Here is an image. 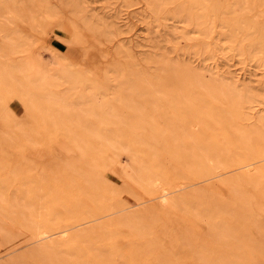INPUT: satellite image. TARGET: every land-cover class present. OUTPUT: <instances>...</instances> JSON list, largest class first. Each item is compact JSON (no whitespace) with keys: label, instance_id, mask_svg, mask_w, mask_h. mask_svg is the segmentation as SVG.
<instances>
[{"label":"bare ground","instance_id":"bare-ground-1","mask_svg":"<svg viewBox=\"0 0 264 264\" xmlns=\"http://www.w3.org/2000/svg\"><path fill=\"white\" fill-rule=\"evenodd\" d=\"M170 1L171 0H147L146 5L149 10L154 12L156 9L158 10L159 8L166 6V3H169ZM207 1L209 0L193 1L194 4H196V6L200 8L198 13L191 12L189 6L181 9V6L179 7V5H177V7L170 14L173 17L180 19L182 17L181 11H184L186 16L188 17L187 20L190 21V23H195V26L197 27L203 24L202 18L204 17V13L202 9L204 8L203 5ZM253 1L254 0H232L231 4L229 3L227 4V6L224 9V13H226L228 19L232 22L230 23L231 32L229 34L223 35L224 39H229L232 41L235 40L239 32L242 31L241 28H243V25H245V28L248 30L256 31L255 29L256 25L254 24L253 21L249 19L238 21L239 16H244L247 13L251 12L250 11L251 9L255 8L253 6ZM84 4H85L84 0H59L60 7L71 8L74 19L81 20L82 27L85 30H87L86 33L90 32L92 35L94 34L93 36H96L95 38L99 40V42L102 38L101 36L107 37V35L111 36V35H117L119 33L120 26H116L115 23L114 26L112 23H106V25H108L112 30L111 31L109 30L110 32L105 31L104 33H101L103 30L97 29V24L95 23L96 18L89 15L88 13L89 9H87V6H85ZM56 6L58 5L55 4L54 7L52 8L50 3L44 0L43 1L19 0V2L6 0L5 2L3 1L0 4V72H1L0 76L2 78H3L2 74L3 75L6 74L7 76H9V78H11L10 83H12L14 80L13 85L16 84V87L20 89V92H17L18 91L17 89H15V91L17 90L16 95L18 97V101L21 100L20 101L21 104L25 101L27 103V101L29 100L28 102L32 103V105H34L33 107L35 106L37 107V108L35 107V109L38 111V113L41 112V116L37 114L40 116V118L38 116V121L39 123L41 122L40 124H43L42 126L44 128H46L45 124L47 123L46 121H48V123L51 122L53 125L54 123L55 124L59 123V126L62 128L61 132L66 129V131L64 132H66V135L70 136V137L68 136L67 141L68 142L69 140L71 141L69 144L74 143V147L76 146L77 148H79L80 153L83 148L81 143H83V145L85 146L86 144L88 145V142L90 141L89 146H91V144L94 141L98 142L97 147L100 148V150L97 151L99 152V154H96L98 155L96 156L98 160H93V161L90 160L94 162V163L89 162L92 163L91 166L90 164H88L89 167L86 165L87 168H82V165L84 166V162L86 161L85 159L86 156L84 157L82 155H80L79 158L84 157L83 160L84 159L85 160L82 163L81 167H77V166L81 164L82 160L79 163L80 160L77 158L76 159L78 161L75 158L73 161V159L69 157L67 160L64 159L63 162H65L64 165L66 168H64L61 160H59V162H61L59 164L62 165L60 170L58 169V166H56L55 162L53 163L52 168L57 169V170L55 169V171L57 174L60 175V179L59 177L57 178V174L54 173L55 171L53 172L52 168L48 166L51 169V171L54 173L52 174L51 171H47L48 173L50 172L52 176H54V179L53 177L50 176L51 181L52 179L53 181H55V179H59L61 180V183H62V179H64V181L65 180L69 181V178H67V176L71 175V177L69 176L70 177L69 183L70 186L72 185V188H73L72 183H74V180L82 181L86 185L84 186V189L88 187L87 189L88 191L89 190L91 191V188L95 186L100 189L101 187L99 186L103 185L106 188L101 192V198L99 194L96 195V197H94L95 194L93 196L92 192H88L90 194V197L91 196L93 197V199L92 197L90 199L92 201H89L93 208L92 211H88L81 204H76L75 206L70 204V206H66V207L63 205L65 208L61 210L60 213L61 215L59 216V213H57V211L55 213V208L53 207L56 204L60 203L61 197L63 198V201H66L64 191L61 194L60 198L57 197L59 199L58 200L59 202H57V198L55 196L56 194L54 193L55 194L54 195L52 193L54 192V190L52 191L51 187H49V189L47 190L44 189L43 191L42 188L44 187L42 186L36 187L35 185H32L33 182L31 181L30 183L32 187L30 184L24 187V185H27V183L26 184L23 183L24 185L22 186L24 188H28L30 190L29 191L30 194L32 191L38 190L39 188L40 191L42 190L44 193H47L46 191L48 190L52 191V192L48 191V193L50 194V196L51 194L55 196L56 200L51 196L53 198L52 199L53 202L51 199H49L50 197H47L46 199V195L44 196V194L43 196H40L42 193L37 194L38 198L40 196L39 199H42L43 197V200L41 201L37 199L36 196L34 198V196L32 195L33 199L35 200L37 199L41 203L47 200V204H49L48 201L50 202L51 200L52 203H50L49 205H47L46 202L45 203L43 202L44 205L45 204L47 205L44 206L43 204L34 202L35 200H33L32 197L31 198L29 197L31 196L29 193H27L29 194L27 196L28 200H26L27 203L23 202L22 200L25 201L24 198L26 197L24 195L26 194L24 192L26 189L24 190L23 187H21L20 183H19L20 185L18 184V187H15L18 188L17 191L19 192L16 193L15 192L16 190H14L15 192L14 195L13 192H11L12 194L11 198L9 196L8 201H6L7 198H5L4 191H6L8 187L4 186L6 189L3 190L4 189L3 188L2 192L0 191V194L1 193L4 194V197H1L2 194L0 195V200L1 202L3 201L2 203H0V205L3 204L5 201L6 204L5 203L4 204L7 206H5L6 210L5 207L3 208L4 209L3 211H2V206L0 207L1 208L0 211H2V214L0 212L1 214L0 235L1 236L3 235L2 237L3 238L5 237L7 240L12 238L10 234H8L6 228L4 227V224L9 223L10 220L11 223L12 222L14 223V219H12L13 216H18L20 217L19 221L20 222L22 221L20 226L18 224V227H21L20 228L21 236L25 234L24 236L26 240L24 241L25 245H21L20 247H16V244L9 245L8 250L6 248V252L2 255L0 254L1 255L0 264H28L27 255L29 256V258L31 257L36 262V264H71L72 262L75 261V259H77V261L78 259H80V256L78 255L79 251L77 253L74 250L76 249V247L80 242L84 244V241L87 243L85 244L87 247L88 242L86 240L89 239L91 233L99 232L97 234L95 233L96 234L95 237L98 236L101 238V240L108 241L111 240L110 239L111 237H109L111 233L117 228L116 230L118 229L125 230L127 232L126 234H128L127 237L131 236L133 238V237L142 236L146 238L145 235L143 236V232H145L144 230H146V228L145 229L140 228V224H143L141 220L144 219L142 218L143 215L147 214L148 216L147 215H146L147 217L145 216V219H147L150 213L152 216L157 215V212L162 213L163 215L166 211L171 209L183 211L185 213L191 214V216L194 215L192 217H197V219L199 220L202 219L203 221L206 222V226H207V231L205 230L206 236L204 235L205 234L204 231L203 232L204 234L201 236L202 239L198 237L196 234H193V236L191 237L192 233L190 234L188 233L191 238L187 237L189 235L186 236V233L179 234L180 246L181 244L183 245L185 244L183 243V240H185L186 237H187L186 239L187 242H189L188 238H190V240L195 239L194 241H196V239L199 238V240L203 242L202 246L204 247V249L200 250L202 252L198 251L199 249L197 250L196 247L194 253H191L194 260L198 261L200 259L199 263L201 264H209L210 261L207 260L209 259V257L206 256L207 255L212 256L211 254L216 253V250H214L215 248L213 249L214 251H212L213 247L211 248V250L205 247L206 245H210V243L211 244L216 243L217 245L221 244L220 245L221 247L222 246L224 247L225 246L224 243H226L228 247L230 245L233 246V248L236 247L235 248L236 250L241 249V246L239 245V243H237L238 242L237 238H239V236L244 240L246 236L247 239L245 241H249L251 243L254 237L251 236L250 233L251 231L249 232L246 230L245 228L246 222L252 223L253 231H255L256 234L258 235L257 239L260 238L259 239V243L261 242L260 247L264 246V216L263 214H261L262 213L261 209L262 206L264 205L263 204L264 190H262L259 193L257 200H255V204L252 203L253 199H255L254 191L260 190V188L264 185V92L260 94L256 93V89H258L260 85V79H255L254 77H256V75L249 70L247 72H241L240 74L231 70L232 72L227 71L226 73L211 72L207 80H205L202 75V69L204 68L200 69L197 65H193L191 63L177 64L172 59H169L166 56L159 58V54L156 52L150 54L144 60L146 65L150 67L153 66L154 69L157 68V71L159 72L156 79H151L150 81V79H147L148 77L146 76V72H142L140 69L139 71H137V68L134 65H138V61L134 62L130 60L132 59L131 54L129 53L128 48L125 47L123 43L121 44V42L114 48L115 52L113 55V59L105 66V68L103 67L100 72L94 73L92 72V67H96V66H93L90 63L88 69L82 67L80 62L77 63L73 62L63 52L59 51L55 47L53 48L49 46L44 42L42 34H43L45 22L59 20L58 18L59 15L57 16L58 19H56V15L59 12V10H56L57 9ZM233 6L238 7V8L236 7L238 9L237 13L234 12ZM53 12L55 14H53ZM35 14L36 16L33 17V15ZM20 19L26 23L27 29L21 31L16 29L17 27L16 22ZM15 20L16 22L14 26L12 22H14ZM208 28H209L208 26H205L204 30L206 31V33H209ZM75 30L74 33H72L74 34L73 35L74 38L71 39L74 44H76L77 46H79V48L82 49L83 51L82 58L84 59L87 57L88 54L87 49L83 47V43L85 40L83 41L80 33L78 34V32ZM263 39H264V29L262 28L260 30L259 44L260 43L262 44ZM261 46L259 47L261 48ZM122 68H125L126 72H128L129 74H125L126 76H122V75L120 76V71L122 70ZM98 73H100V75H98ZM4 79L6 81L4 82L7 83L6 80L7 78L5 77V75H4ZM4 79L1 80L3 81ZM8 85H6V87ZM7 92H9L8 89ZM22 97L23 98L25 97V101H22L23 100L21 99ZM139 101H141L142 103H138ZM163 101H166L167 103L161 104ZM30 103H27L29 105L26 106H30L31 105ZM254 103L258 107L257 109H254L253 106ZM143 104L148 105L150 107L151 112H157V110L162 112L165 116L163 123L157 124L154 121V118L151 119V117L146 114V111L143 112L142 111L143 109L141 108ZM32 105L30 107H32ZM176 105L179 107H183L185 110L186 117H182L185 119V127L182 126L183 127L182 128L181 126H179L181 122L180 121L177 122L178 120L176 121L177 127L179 126L182 129H179V127L176 128V125H174L175 128H173L174 119L176 117L172 119V117L168 116L166 112L169 109H173L174 106ZM3 110L2 111L0 110L2 114L5 112V109ZM8 111L9 110L6 109V112ZM124 111L127 112L126 115L123 114ZM1 116L2 118L0 117V120L2 119L1 122H3V115ZM8 116L10 117V115ZM33 116L34 117L32 118L35 121V114ZM177 118H180V116ZM6 119L8 120L7 117H5V120ZM41 120L42 121L44 120L45 122L43 121L44 122L43 123ZM64 120L67 122L65 128H64L65 125L63 124L65 122ZM21 121L19 122L18 120L17 123L18 122L21 123ZM34 121L31 122L29 121L28 122L29 126H27V124H25L26 122L25 120L22 122V125L23 126L26 125L25 127L27 129V127L29 128L31 127L32 123L35 125L36 122L34 123ZM57 121L59 122L57 123ZM19 123L17 125H15L16 123H13V126H10L9 122H7L6 124L3 123V125H1L0 127V137L1 138H3V136L8 137L10 133H11L10 135H12V131H14V129L15 130L19 129L18 131H20L21 129V131L23 130V132H26V130L24 131V129H22L24 127H21V124L19 128ZM52 124H50L51 127H54L52 126ZM212 124L220 128L222 127L221 130L223 134L221 136V141H223V144H225V146L228 145L227 146L228 148H232V150H230L231 151L230 154L229 155L227 154L228 157L224 158L226 160H222L223 156L222 157L220 156L221 152L219 153L220 154L219 155L217 154V152L209 151L208 147L207 148L203 147L204 148L203 151L199 147H194L197 144L195 142L198 141V139H200L199 134H201L200 133L202 131L201 129L203 128L207 129L208 125L210 126ZM68 125L69 126L76 125L78 126L77 129H79L80 127L79 130L80 131L82 130V134L84 135L82 137L83 139L81 138L83 141L80 138H78L80 137L79 135L81 133L80 134L78 133L79 135H76L78 136L76 139L75 133L69 130L70 127H68ZM36 127H38L37 130L43 129V127L40 128L38 124H36L35 128ZM112 128L114 129L118 128V130L115 129L116 131H114V129ZM144 128L150 130L148 131L152 133L154 139L156 138V136L160 137V140H162L164 144L162 145L163 146L162 149L164 151H167V153L170 154L169 156H171L174 160H177L179 164L182 166L183 171L181 173H188L190 176H194L198 178H207L210 177V175L215 174L217 175V178L220 179V181L218 180L217 181L218 183L215 184L213 183V185H211L210 191H207L208 189L206 190V188L201 185L200 186L196 185V183L190 185H184L182 183H178L179 185L172 187L171 186V184H173L172 181L169 180L171 182H168V180H166L167 179L166 177H168L169 173L165 172L162 167L159 168L160 165L157 166L155 162L153 163L151 162L150 165L148 164L145 165L143 162L144 156H146L145 154H143V152L145 151L143 147L144 146L147 147L148 144L145 141V139L142 137V133L140 134L138 131ZM32 129L33 126L30 128L31 132L30 130L27 129L29 131V135L30 133L33 134L36 131V130L33 131ZM119 129L121 130V132L125 131L124 134L123 133L121 135L114 134V132L119 131ZM229 130H231L232 133H230ZM181 134L187 136L186 137L188 144L187 148L188 149L192 148L191 149L192 152L190 150L189 151L190 153H184L183 151H181V149H179L183 143L182 142L183 136L181 138ZM35 136L37 138L38 136H40L39 131L38 133H36ZM72 137L75 138L78 142L80 140V144H78V142H74L72 140L73 139ZM205 137L207 139V136ZM205 137H203V140H205L204 139ZM7 139L9 142L7 141ZM7 139H5L6 141L0 139V141L2 140L1 141L2 144L10 143L11 141L9 140V138ZM38 139H40V137ZM84 139H87L89 141ZM43 143L44 142L42 141V144ZM191 143L194 144L193 147ZM11 144L13 145L14 143L11 142ZM20 144L21 141L19 145ZM26 144H29V142L25 143V145ZM30 144L33 145V147L35 146V144L37 145L36 141L35 144L34 143H30ZM189 144L190 147H188ZM204 144H206L205 141ZM20 147L21 146H19L18 150H20L21 148L23 150V147L21 148ZM97 147H95L94 149L96 150ZM147 149L150 151L152 147L149 145V148ZM237 149L241 152L240 155L236 154V152L235 153L233 152L234 150ZM85 150L86 149H84V151ZM154 153L155 150L152 153L153 155L150 154L151 157H154L155 155ZM84 155L86 154L84 153ZM121 156H124V158H126L125 161L121 160ZM69 159L71 160V162ZM52 160L53 159H51V161ZM47 163L49 165V163L52 162L49 161ZM154 164L156 166H154ZM33 166L34 165H32V167ZM54 166L56 167L54 168ZM228 167H230L231 169L229 168V170H227L226 172L220 173L221 170L224 171ZM0 168L2 169V167ZM19 169L22 170V168ZM31 171L32 170H30L29 172ZM103 171H107V172L109 171L110 173L116 175L119 179H124L125 177L129 178L136 184L142 186L147 191H152V190L158 191V195L153 199L155 201H153L150 204L147 203L142 207H140V205L146 203L145 201H143L142 203L140 202L141 204L136 203L132 206L125 205L118 198V195L124 193V191H113L111 185H108L103 181L101 175ZM11 172H13V170ZM176 172L174 171V173ZM21 173L23 174L22 171ZM75 173L77 174V176H74L73 178L72 175H76ZM78 174L80 175L81 178L78 177L79 176ZM170 176L172 175L170 174ZM177 176L178 177L181 176L180 172L176 173V178ZM163 177H165V179H163L162 183L166 185L159 187L160 185V183H158L159 178H163ZM12 178L10 177L9 179L11 181H14V179L15 181L16 180L18 181L19 178L18 173L14 174V176L12 175ZM30 178L31 176H29V179ZM4 179L2 180L4 181ZM9 179L8 181L10 182ZM2 180L1 182H3ZM37 180H39L38 184H40V181H42V176L41 179L37 178ZM59 180L56 182L59 183ZM43 182L45 183L44 176H43ZM2 185H0V187ZM66 186L71 190V187L69 186V184H67L62 188L59 187L58 189L56 188L57 190L55 189V192L58 191L59 194L60 189H63L65 191L67 190L68 192H70L69 189L65 188ZM212 187L215 188L213 189ZM245 187H249V190H245L246 189ZM21 189L23 192L21 191ZM11 190L13 191V189ZM67 191L66 194L68 195ZM99 191L100 190H98V192ZM222 191L228 192L227 197L221 195ZM82 192L83 191L79 190L78 192L76 191L75 193L77 195ZM88 193L86 192L87 198H89ZM32 194L34 193L32 192ZM49 194L47 196H49ZM86 194L83 192V195ZM210 197H214V198H210ZM20 198L22 200H20ZM30 200L35 205L30 203ZM73 200H75L77 203L79 199H77L76 196V198ZM73 200H70V202H72ZM201 200H203L205 204L204 203L201 204L202 202ZM63 201L62 203H64ZM194 201L196 202L201 201L199 204L201 205V207H199L198 204L196 205ZM28 202L31 205L28 204ZM36 203L38 204L36 205ZM193 203L195 204V206ZM208 205L210 206V208ZM34 206L38 208H34ZM60 206L63 207L62 205ZM131 207H136L137 211L135 210L136 208H131ZM52 208L54 211L52 210ZM197 208L199 209L198 211H196ZM192 209H194V211ZM203 209H206V211L204 210L205 211L204 212ZM95 211H97L99 214L96 215ZM221 214H230L231 216H233L236 220V222L235 221L234 222L239 225V226L237 225L238 228L235 226V224L231 226L229 223L224 221L223 220L224 217ZM80 215H87V217L81 220L77 219ZM110 215H114V216L111 218ZM151 215L150 218L152 217ZM150 218H148L150 220L149 222L147 219V222L150 223L149 225H151V221H154L155 217H152L153 219ZM5 220L7 223L3 222ZM158 222H160V219L159 221L158 219L155 220L154 223L157 224ZM84 224L86 225L84 226ZM152 226L154 227V224H152L151 227L148 226V228L150 229L152 228ZM148 228H147V232L150 231L148 230ZM239 228L242 229V232L244 231L243 228H245L244 232L246 233V235L243 234L242 237L241 235L239 236L237 235L238 237L236 238L235 236L236 233L240 232ZM95 237L94 239H97ZM107 237H109V239ZM112 237H117V236L114 235ZM84 238L87 239L85 240ZM203 238H207V239H203ZM232 238L233 240L235 238L236 242L234 241V243L228 244L227 242ZM11 240H13V238ZM11 240H9L8 243L11 242ZM256 240H254L255 243L254 241L252 242L253 250H254V245L255 244L257 245L258 243V241ZM130 242L132 241L130 240ZM242 242L243 243L241 244L246 243L244 241ZM3 243H5V241H3L1 245ZM145 243H147V241ZM235 243L239 245L238 249ZM109 244H110L109 246L108 245H106L105 247L102 246L103 248L101 249L98 246L99 250L96 249L95 251L91 250L95 254L93 252L91 253L94 254V257L90 259V262L92 260L93 263V261L97 260L96 261L97 263L95 262L96 264H103L101 262H104V260L107 257L109 260L111 256L114 254V250L117 248L115 247L114 242L112 243L111 241ZM147 244L149 245V247H154L155 245L154 243L153 244L151 243L152 245L151 246L150 242ZM188 245L186 243L187 246L186 250L188 248H189L188 250H190V248L195 246L190 244V246L188 247ZM200 245L201 243L199 244L198 248H201ZM219 245L217 246L218 250L219 248H221L219 247ZM133 246L134 245L127 247L131 249ZM211 246H209V248ZM142 247L143 246L141 245L140 246L141 250L144 249V248L142 249ZM138 249L139 247L136 248V250ZM147 249L148 248H146V250ZM262 250L264 249H261V252H263ZM133 251H135V249ZM207 251H211V253L209 254V252ZM224 251H225V247H224ZM224 251L223 253L222 251H218L219 253H216L218 255L220 254L221 256L219 255L217 257H214L216 259V262L214 264H233L231 260L232 258L240 261L244 260L243 251L242 252L240 251L243 257H241L242 255L239 254L240 252H235L236 254H239L240 257L239 256L237 257V255L236 257H234L235 250L232 251L233 253H230L231 252L230 250L229 252L230 255H228L229 256L228 258L225 257L224 254L227 253L226 251L224 253ZM257 251H255V253ZM199 252L201 256L198 254ZM85 253L88 254L89 252L87 253L86 251ZM136 253L139 254V251L137 252L135 251V254ZM150 253L148 251V254ZM166 253L168 255L169 252L167 251ZM128 254L129 252L127 250V259L129 257ZM135 254L131 255V257L135 256ZM170 254L171 253H169V255ZM245 254H248L247 250ZM73 255L78 256L79 258L73 257ZM82 255L85 254L82 253ZM172 255L173 254H171V256ZM183 255L184 253L182 254V256ZM194 255L196 256V258ZM214 255L215 254H213V256ZM256 256L257 257L254 264H256L257 261H258L257 264H260L261 263L260 259L263 257L258 259V255ZM116 257L118 258L117 254ZM119 257L121 258V256ZM157 257L159 258V256ZM172 257H174V255ZM186 258H184L183 256L182 259H186ZM122 259H123L122 261H124L126 257L125 258L122 257ZM215 259H213L212 264L215 261ZM111 260H113V258H111L110 261ZM143 260H145V257H143ZM122 261L121 264H127V262L124 263ZM109 262L108 263L106 262V264H110V263L119 264V262L118 263L114 261L113 263L112 262L109 263ZM173 262H175V260H173ZM33 263L34 262L32 261V264ZM128 263L130 264L129 261ZM157 263L158 262L156 261L155 264ZM168 263L169 262L165 260L164 264H168ZM250 263L253 262H251L250 260ZM77 264H87V262L86 261L82 262L80 260V262L78 261ZM170 264H172V262ZM236 264L239 263L236 262Z\"/></svg>","mask_w":264,"mask_h":264},{"label":"rangeland","instance_id":"rangeland-1","mask_svg":"<svg viewBox=\"0 0 264 264\" xmlns=\"http://www.w3.org/2000/svg\"><path fill=\"white\" fill-rule=\"evenodd\" d=\"M3 1L5 2L6 0H0V4ZM12 1L19 2V0H12ZM41 1H43V0H41ZM44 1H48L52 8L54 7L55 4L58 5V6H56L57 7L56 10H59V12L56 15V19L59 18L58 21L56 20L58 24L56 23L55 20L50 21V22L46 21L45 24H44V29H43V34H42L44 42L46 44H48L49 46H51L53 48L55 47L59 51L63 52L73 62H76V63L80 62L82 67H85V68L88 69L90 63L93 66H96V67H92V72H94V73L100 72L101 69L103 67L105 68V66L113 59V55H114V52H115L114 48H115V46H117L121 42V44L123 43L125 45V47L128 48V51H129V53L132 56V59H130V60H132L134 62L138 61V65H134L137 68V71H139V69H140L142 72H146V76L148 77V78L147 77L146 78L150 79V81H151V79H156V77L159 74V72L157 71V68L154 69L153 66L150 67V66L146 65L144 60L150 54H153V53L157 52L159 54V58L166 56L167 58L172 59L177 64H179V63H181V64H184V63L190 64L191 63L193 65H197L200 69L204 68V69H202V75H203L205 80H207V78L209 77L211 72H215V73H218V72L219 73H224L225 72L226 73L227 71H230V72L235 71V72L240 74L241 72H247L248 70L252 71L256 75V77H254V78L255 79H260V85H259L258 89H256V93L260 94V93L264 92V39L262 41V44L260 43L262 46L259 44V42H260V30L262 28L264 29V0H254L253 1V6L255 8L251 9L250 10L251 12H249V13L246 12L247 13L246 15L238 17V21L239 20H244V19H249V20L253 21L254 24L256 25L255 26L256 27L255 28L256 31L248 30V29L245 28V25H243V28H241L242 31L239 32L238 36L233 41L229 40V39H224V37H223V35L229 34L231 32L230 23L232 21H230L228 19V16L226 15V13H224V9H225V7L227 6L228 3L231 4L232 0H209V1L205 2V4L203 5L204 8L202 9V11L204 13V17L202 18L203 24L199 25L197 27L195 26V23H190V21L187 20L188 17L186 16L184 11H181L182 12V17L180 19H178L176 17H173L170 14L177 7V5H179V7L181 6V9L189 6L191 12L198 13L200 8L198 6H196V4H194V2H193L194 0H171L169 3H166V6L161 7L158 10L156 9L154 12L147 8V5H146V1L147 0H84L85 1L84 5L87 6V9H89V11H88L89 15H91V16L96 18L95 19V23L97 24V29L98 30H103L101 33H104L105 31L106 32H110L112 30L108 25H106V23H112L113 26L115 24H116V26H120L119 27V33L120 34L116 33L117 35H111V36L107 35V37L106 36L105 37L101 36L102 38H101L100 42H99V40H97L95 38L96 36H93L94 34L92 35L90 32L86 33L87 30H85L82 27V23H81L82 21L81 20H78V19L75 20L74 19L73 12H72L71 8L60 7L59 0H44ZM236 7L237 6H235L233 8L235 13H237V11H238V9H237L238 7L237 8ZM243 12H244V10H243ZM53 14H55V13L53 12ZM58 15H59V17L57 18ZM35 16H36V14L33 15V17H35ZM72 19H74L75 21L72 20ZM97 19H99V20H97ZM15 22H16V20L14 22H12V24L14 26H15ZM16 26H17L16 29H18L20 31L24 30V29H27L26 23L24 21H22L21 19L16 22ZM205 26L209 27L208 28L209 33H206V31L204 30ZM74 30L77 31L78 34L80 33L83 41L85 40L84 43H83V47L87 49L88 54H87V57L84 58V59L82 58L83 57L82 49L79 48V46H77L76 44H74L72 42L71 38H74V36H73L74 34H72V33H74ZM246 30H248V31H246ZM84 35H86V36H84ZM91 37H94V38H91ZM96 43L99 44V45H97ZM259 46H261L262 49ZM228 67H230V68H228ZM0 74H1V72H0ZM125 74H129V73L126 72L125 68H122V70L120 71V76L121 75L122 76H126ZM4 75L7 78L6 79L7 83H8V81L10 83L11 82V78H9V76H7L6 74H4ZM4 75L2 74L3 78L1 76H0V78L4 79ZM98 75H100V73H98ZM1 79H0V99H1L0 100V110L2 111L3 109H5V112L3 114L0 112L1 113L0 117L1 118H2L1 115H3V122H1L2 121V119H1L0 120V127H1V125H3V123L6 124L7 122H9L10 126H13V123H16L15 125H17L22 119L21 123H19V128H20V124H21V127H24L22 129H24V131L26 130V132L28 133L27 134L26 132H23V130L21 131V129H20V131H18L19 129H17V127H16L17 130L12 128V129H14V131H12V135H10L11 133L9 131L10 134L8 135V137L7 136H5L6 138L4 136H3V138L0 137V139H3V141H6L5 139L9 138V140L12 143H14L13 145L11 144V142L2 144V142H1L2 140L0 141V146H1L0 147V152H1L0 153V167H2V169L0 168V185L3 184L2 185L3 187L2 186L0 187V191L2 192L3 188H4L3 190H5L6 189L5 187H8L7 190L4 191L5 198H7L6 201H8V197L9 196L11 198V196H12L11 192H13V195L15 194V192L16 193L19 192V191H17L18 188H15V187H18L19 183L21 184V187H23L22 185L27 183V185H24V187H25V186H28L29 184L31 185V183H30V181H31V182H33L32 185H35L36 187H41V186L44 187V188H42L43 191H44V189L47 190V189H49V187H51L52 191L54 190V192H52L51 190H48V191L49 192L51 191L53 194L55 193L56 195L55 194L54 195L56 196V198L57 197L60 198L61 194L64 191L65 200L66 201H63V198L61 197L60 198V203L56 204L55 206L53 205L54 206L53 208H55V213L57 211V213H59V216L61 215L60 214L61 210L64 209L66 206H70V204L73 205V206H75L76 204H81L88 211H92L93 208H92L91 203L89 202V201H92V200H90L92 196L90 197V194L88 192H92L93 196L95 194L94 197H96V195L99 194V196L101 198V192L103 190H105L106 187L102 185V186H99V187H101L99 189L98 187L95 186V187L91 188V191L90 190L88 191L87 190L88 187H86V189H84V186H86V185L82 181L74 180L75 184L72 183L73 184V188H72V185L70 186V183H69L71 175H69L70 177L67 176V178H69V181L68 180L64 181V179H62V183H61V180H59L60 179V175L56 173V171H55L56 168L55 167L58 166V169L60 170L61 166L63 165L64 168H66L65 165H64L65 162H63V160L64 159L67 160L68 157L72 158L73 161H74V158L75 159L76 158L79 159L80 160L79 163L82 160L81 164H79V166H77V167H81V165H82V163L84 162L85 159L88 162L85 161L84 162V166L82 165V168H87L86 165L88 166V164H90V166H91V164L94 163V162H92L93 160H98L97 157H96V156H98L96 154H99V152H97V151L100 150V148L97 147L98 142L94 141L93 142L94 144L91 142L92 144H91V146H89L90 145V141L87 140V139H84V140H87L89 142H88V145L86 144L85 146L83 145V143H81L82 147L83 148L85 147L84 149H86L85 150L86 152L82 148V151L80 153L79 148H77L76 146L74 147V143L73 144L72 143L69 144L71 141L70 140H69V142L67 141L69 135H66V132H64V131H66V129L61 132L62 128L59 126V123H58L59 121H57L58 124L54 123V125L51 122L48 123V121H46L47 122L45 124L46 128H44L42 126L43 124H40L41 122L39 123V121H38V116L39 115L41 116V112L38 113V111L35 109L36 106L33 107L34 105H32V103L28 102L29 101L28 99H27L28 100L27 103H30L33 108L30 107L31 105L30 106H26V105H29V104L26 103L25 97L21 98V99H23L22 101H25L22 104L20 103L21 100L18 101V97L16 95V91L18 90L17 92H20V89L16 87V84L13 85L14 84V80L12 79L13 82L10 83V84L8 83L9 84L8 85L7 83H5L6 82L5 79L3 81ZM4 85H5V87H4ZM6 85H8L7 86L8 88L6 87ZM12 85H13V88H12ZM7 89H8L9 92H7ZM15 89H17V90L15 91ZM1 90L2 91L4 90V91L2 92ZM155 90H157V89H155ZM14 91H15V93H14ZM1 103H2V106H1ZM25 103H26V105H25ZM138 103H142V102L139 101ZM166 103H167L166 101H163L161 104H166ZM253 106H254V109L258 108L255 103L253 104ZM24 108H26V109H24ZM141 108L143 109L142 110L143 112L146 111V114L148 116H150L151 119L154 118V121L157 124L163 123L165 116H164V114L162 112H160L159 110H157V112H151L150 111V107L148 105H144V104H143V106ZM6 109L9 110L8 112L10 114L8 112H6ZM30 110H32V111H30ZM33 112L35 114V121L32 118V117H34L33 116L34 115ZM166 112H167L168 116L172 117V119H174V117H176L174 119L173 126L176 125V128H178L179 126H181V127L184 126L185 127V119L182 118V117H186V115H185V110H184L183 107H179V106L176 105V106H174L173 109H169ZM37 114H39V115H37ZM123 114L126 115L127 112L124 111ZM8 115H10V117ZM11 115H12V117L15 120L11 117ZM40 116H39V118H40ZM179 116H180V118H177ZM5 117H7L8 120L7 119L5 120ZM24 118L26 120L25 124H27V126H29L28 125L29 121L30 122L34 121V123L36 122L35 125L33 123L32 124L29 123V124H31V127L33 126V129H32L33 131L36 130L34 132L35 135L39 131L40 136H38V138L40 137V139H38L34 135V133L33 134L30 133V135H29V131L28 130H30L31 127L30 128L27 127V129H28L27 130L26 127H25L26 125L24 123L23 124L25 126L22 125V122L25 121ZM18 120H19V122L17 123ZM10 121H12L13 123L10 122ZM37 121H38V123H37ZM176 121L177 122H179V121L181 122V124L179 123L180 125L178 127H177V122ZM36 124H38V126L40 128L43 127V129H40L41 132H40V130H37L38 127L35 128ZM50 124H52V126H54V127H51ZM63 124L65 125L64 126V128H65L67 122L65 121ZM75 126L76 125H74V126H69L68 125V127H70L69 130L73 131V133H75V136L79 135L81 133L79 135L80 137L76 136V139H77V137L81 139L84 136L82 134V130L80 131L79 130L80 127H79V129H77L78 126H76V127ZM120 126H122V125H120ZM120 126H119V128H120ZM71 127H73V128H71ZM181 127H179V129L183 128V127L182 128ZM52 128H53V130H52ZM54 128L57 129L58 131L55 130ZM173 128H175V126ZM59 129H60V131H59ZM112 129H114V128H112ZM115 129L118 130V128H115ZM115 129H114V131H116ZM221 129H222V127L220 128V127H218V126H216L214 124H212L210 126L208 125L207 129L206 128L201 129L202 131L201 132L199 131L201 133V134H199V138L200 139H198V141L195 142L197 144L194 147H199L202 151L204 149L203 147H206V148L208 147L209 151L217 152V154H219L221 152L220 153L221 155L220 154L219 155L221 157L223 156L222 160H226L224 158L228 157L227 154L228 155L230 154V152H231L230 150H232V148H228L227 147L228 145L225 146V144H223V141H221V136L223 134ZM148 130L149 129L144 128V129L138 131L140 134L142 133V137L145 139V141L148 144L147 147L146 146L143 147L145 149V151H144L145 153L143 152V154L146 155V156H144V161L143 162H144L145 165L146 164L150 165L151 162L152 163L155 162V164L157 166L160 165L159 168L162 167L165 172L169 173L168 177H166L167 178L166 180H168V182L172 181V183H173V184H171L172 187L176 186V185H179L178 183H182L184 185H190V184L196 183V185H198V186L201 185V186L205 187L206 190L208 189L207 191H210L211 185H213V183L214 184L218 183L217 182L218 180L220 181V179L217 178V175H215V174L214 175H210V177H207V178H198V177L190 176L188 173H181L183 171L182 170V166L179 164V162L177 160H174L171 156H169L170 154L167 153V151H164L162 149V147H163L162 145H164V144H163L162 140H160V137L156 136V138L154 139L153 136H152V133H150L149 132L150 130L149 131ZM229 131H230V133H232L231 130H229ZM30 132H31V130H30ZM124 132H121V130L119 129V131L114 132V134L121 135L122 133L124 134ZM211 132H213V133H211ZM73 133H71V134H73ZM111 134H112V131H111ZM65 136H67V137H65ZM182 136H183L182 142L184 144L182 143V145L180 146L179 149H181V151H183L184 153H190L189 151L192 148L191 149L187 148V145H188L187 144V140H186L187 136L184 135V134L183 135L181 134V138H182ZM205 136H207V139H206ZM209 136H211V137H209ZM20 137H21V139H20ZM29 137H30V139H29ZM203 137H205L204 138L205 140H203ZM208 138H210V139H208ZM74 139L75 138L72 139L74 142H78L76 139H75L76 141ZM29 140L30 141L32 140V141L30 142ZM7 141H8V139H7ZM20 141H21V144L19 145ZM35 141H36L37 145L35 144ZM42 141L44 142L43 144H42ZM204 141H205L206 144H204ZM27 142H29V144L30 143H34L35 146L33 147V145H31V144L30 145L29 144L25 145V143H27ZM7 144H9V145H7ZM78 144H80V140H79ZM10 145H11L12 148L10 147ZM149 145L152 147V149H150V151L147 149V148H149ZM191 145L193 147L194 144L191 143ZM19 146L23 147V150H22L21 147H20L21 149L18 150ZM95 147H97L96 150L94 149ZM188 147H190V144H189ZM65 149H67V150H65ZM154 150H155V153H154L155 155H154V157H151L150 154H152ZM191 152H192V150H191ZM233 152L234 153L236 152V154H239V155L241 154V152L238 149L234 150ZM78 153H80V154H78ZM84 153L86 155H84ZM7 155H9V156H7ZM80 155H82L84 157L86 156L85 159L83 160L84 157L83 158H79ZM63 157H65V158H63ZM123 158H124V156H121V160L125 161L126 158H124V159ZM51 159H53V160L51 161ZM152 159H153V161H152ZM59 160H61L62 165L59 164V163H61V162H59ZM90 160H92V161H90ZM49 161L52 162V163H49V165H48L47 162H49ZM54 162L56 164V166H54L55 169L52 168ZM70 162H71V160H70ZM89 162H92V163H89ZM224 162H226V161H224ZM155 164H154V166H156ZM32 165H34V166L32 167ZM42 165H44V166H42ZM75 165H78V164H75ZM151 165H153V164H151ZM48 166L50 168H52L53 172L55 171L54 173L57 174V178L59 177V179H55V181H53L54 176H52V174H54V173L51 171V169ZM19 168H22V170L19 169ZM27 168L32 170V171L29 172L30 170H28ZM229 168L230 167H228L224 171L221 170L220 173L226 172L227 170H229ZM12 170H13V172H11ZM24 170L27 171V172H25ZM59 170H58V172H59ZM21 171L23 172V174L21 173ZM47 171H51L52 174L50 172H49L50 173L49 174ZM174 171L175 172L177 171L178 173L180 172L181 176L180 177L177 176V178H176V173L177 172L174 173ZM16 173H18L19 178H21V179L18 178V181L17 180L15 181V179H14V181H11L9 178L10 177L12 178V175L14 176V174H16ZM170 174L172 176H170ZM22 175H23V177H22ZM39 175H40V178H39ZM101 175H102L103 181L106 184L111 185L113 191H124V193L118 195V198L125 205L132 206V205H134L136 203L141 204L143 201H145L146 203H143L142 205H140V207H142L143 205H145L147 203L150 204L153 201H155L153 199L158 195V191H156V190L147 191L142 186H140L139 184H136L135 182H133L129 178L125 177L124 179H119L116 175L110 173L109 171L108 172L107 171H103ZM29 176H31L30 179H29ZM41 176H42V181H40V184H38L39 180H37V178L41 179ZM43 176H44V179H45V183L43 182ZM50 176L53 177L52 181L50 179ZM72 176L74 178V176H77V174L76 175H72ZM15 177H17V176H15ZM78 177H80V175ZM80 178H79V180H80ZM2 179H4V181ZM8 179L10 180V182L8 181ZM163 179H165V177L159 178V182H158V183H160L159 187L163 186V185H166V184L162 183ZM212 179H215V180H212ZM1 180L3 182H1ZM26 180H29V181H26ZM58 180H59V183L56 182ZM169 180H171V181H169ZM8 182H9V184H8ZM4 183H6V184H4ZM53 183H55V184H53ZM10 184H11V186H10ZM37 184H38V186H37ZM67 184H69V186L71 187V190H70V188H67V186L65 187L66 189L70 190V192H68L66 190L68 192V195L66 194V191L63 190V189L59 190V194L60 195L58 194V191L55 192L56 188L57 189H58V187L62 188L63 186H65ZM15 185H17V186H15ZM32 185H31V187H32ZM53 185H54V187H53ZM35 186H33V187H35ZM24 187H23V189L27 190V192H26V190L24 192L26 194L27 193L30 194V192H29L30 190L28 188H24ZM97 188H98V190H100L99 192H98ZM212 188L214 189L215 187H212ZM245 188H246L245 190H249V187H245ZM11 189H13V191ZM76 189H78V190H76ZM14 190H16V191L14 192ZM79 190L83 191L85 194L87 192L89 194L88 195L89 198H87V194L83 195V192L76 195L75 192L76 191L78 192ZM262 190H264V185L260 188V190H255L254 191V198L255 199H253V202H252L253 204H255V200H257V197H258L259 193ZM21 191H22V189H21ZM41 191H40V188L38 190H34L32 192L35 195L32 194V192H31V194H30L31 196H29V197L30 198L32 197V199H33V196H34V198L36 196V198L39 199L40 196H43V194H44V196L46 195V199H47V197H50L49 199H51V200L53 198L55 199V196H53L51 194V196L53 197L52 198L50 196V194L48 193V191H46L47 193H44L43 191L42 192ZM38 193L39 194L42 193L39 196V198H38V195H37ZM70 193H72V194H70ZM1 194H0L1 197H4V194L3 193H1ZM26 194H24L26 196L24 198L25 201L22 200L21 198H20V200H22L23 202L27 203L26 200H28L27 196L29 194H27V195ZM48 194H49V196H47ZM221 195L227 197L228 192L222 191ZM76 196H77V199H79L77 201V203H76L75 200H73V199L76 198ZM58 198H57V202H59ZM210 198H214V197H210ZM92 199H93V197H92ZM33 200H35V199H33ZM36 200L34 202H38L39 204H43V202H44V201L42 203L40 202L41 200H43V197H42V199H39L40 201L39 200L36 201ZM51 200H50V202L48 201L49 204L53 202V200H52V202H51ZM55 200H54V202H55ZM70 200H73L74 202L73 201L70 202ZM62 201L64 203H62ZM201 201H199V202L194 201V203H196V205L197 204L199 205L200 202H201V204L204 203L203 200H201ZM2 202L0 200V203H2ZM45 202L47 204V200H45ZM65 202L68 203V204H66ZM4 203H5V201H4ZM30 203H32L31 200H30ZM30 203L28 202V204H30ZM38 203H36V205ZM3 204L0 205V207L2 206V211L4 210L3 208L5 206H7V205H5L6 203L4 204V206H3ZM49 204H47V205H49ZM59 204L62 205V206L64 205L65 207L64 206L61 207ZM33 205H35V204H33ZM194 206H195V204H194ZM199 207H201V205H199ZM34 208H38V207L34 206ZM53 208H52V210H53ZM131 208H136V207H131ZM198 208H197L196 211L199 210ZM209 208H210V206H209ZM195 209H196V207H195ZM5 210H6V207H5ZM135 210L137 211V208ZM192 210L194 211V209H192ZM204 210L206 211V209H203V211ZM2 211H0L1 214H2ZM261 211H262L261 214H263V216H264V205L262 206ZM95 214L98 215L99 213L97 211H95ZM146 215L145 214L143 215L142 218H144V219H141L143 224H140V228H144V229L146 228V230H144L145 232H143V236L145 235L146 238L142 237V236L141 237H133V238L131 236L127 237L128 234H126L127 232L125 230H123V229L116 230L117 229L116 228L112 232L114 234L111 233V235L112 236L115 235L117 237H112L110 235L109 237H111L110 238L111 240L104 241V240H101V238L98 237V236L95 237V235L97 233H99V232H97V233L93 232V233L90 234V236L88 235L89 239H87L88 237L84 238L85 240L87 239L86 240L88 242L87 247L85 245L87 243L84 241V244H82V242H80L78 244V246L76 247V249L74 250L77 253L79 251L78 255L80 256V259H78V261L80 262V260H81L82 262L86 261L87 264H89V263L90 264H94L97 260L93 261V263H92V260L90 262V259H92V257H94V254H95L91 250L95 251V249L99 250L98 249L99 247L101 249V248L105 247L106 245L109 246L110 245L109 243L112 241V243L113 242L115 243L114 244L115 247H117L114 250V254L116 253L118 258L116 257V254L115 255L113 254L111 256V258H113V260L110 261L111 258L108 260V257L106 258L108 261L105 259L107 263L109 261L113 263V261H114L116 263L119 262V264H121V261L123 260L122 257L123 258L126 257V259L124 261H122V262H124V263L127 262V264H129L128 261L130 262V264H139V263L140 264L141 263L144 264L145 262L147 264H148V262H149V264L150 263L151 264H155L156 261L160 264L161 262L165 263V260H167V262H169L168 264H170L171 262H172V264H201V263H199L200 259L198 260V258H197L198 261L194 260V258L191 255V253H194L196 247H197L196 248L197 250L199 249L198 251L204 249V247L202 246L203 242L200 241L199 238H197L196 241H194L195 239L194 240L193 239L190 240V238L193 236V234H196L198 237L201 238V236L204 234L203 232L205 230L207 231V226H206V222L205 221H203L201 218H200L201 220H199V219H197V217H192L194 215L191 216V214L185 213L183 211L171 209V210L166 211L163 215H162V213L157 212V215L152 216L151 213H150V215L152 217H155V219H154V221H151V225L154 224V227L152 226V228L149 229L148 226L151 227V225H149L150 223H148L150 221L148 219V218H150V215L147 218L148 222H147V219H145ZM221 215L224 217L223 218L224 221L229 223L231 226H233L235 224V226L238 228L239 225L235 223L236 220H235V218L233 216H231L230 214H221ZM110 216L112 218L114 215H110ZM86 217H87V215H80L77 219L81 220V219H85ZM152 217L150 219H153ZM225 217H227V218L230 217V218L227 219ZM156 218L158 219V221L160 219V222H158L157 224L154 223L155 220H157ZM12 219H14V223L13 222L11 223V220H10L9 223H7L6 220L3 221V222L7 223V224H4V227L6 228L8 234H10V236L13 238V240H11L12 238L7 240L5 237L4 238L2 237L3 235L2 236L0 235V237H1L0 238V254L1 255L6 252V248L8 250V247L11 244L12 245L16 244V247H20L21 245H25V242H24L26 240V238L24 236L25 234H23L21 236V232H20V230H21L20 228L21 227H18V224L20 226L22 221L21 222L19 221L20 217H18V216H13ZM199 221H201V222H199ZM85 225L86 224H84V226ZM146 225H148V226H146ZM240 225H241V223H240ZM245 225H246L245 226L246 230L249 231V232L251 231L250 232L251 236L255 238V239L253 238V241L256 240L258 238V235L256 234L255 231H253L252 223L251 222H246ZM241 227H244V226H241ZM147 228L150 231L147 232ZM245 228H243L244 231H245ZM234 229H236V228H234ZM239 229H240L239 230L240 232L236 233V235H235L236 238L239 235H241V237L243 236V234L246 235V233L244 231L242 232L241 228H239ZM206 231H205V234H204L205 236H206ZM15 232H17V233H15ZM185 233H186V236L189 235L190 233H192L191 237H190V235L187 236V237H190V238H188L190 243L187 242V240H186L187 237H186V239L183 240V243H185V244L184 245L181 244V246H180L179 234H185ZM93 236L95 238H97V239H94ZM109 237H107V238L109 239ZM239 238H240V236H239ZM239 238H237L238 239L237 243H239V245L241 246L242 250L241 249L236 250L235 249L236 247L233 248V246H231V245L228 247L227 244L223 242L225 244L224 247H225V251L227 253V254H224L225 257L228 258L229 257L228 255H230V253H233L232 251H234V250H235L234 253L243 251L244 257L241 254V252L239 254L242 255L241 257H243L244 260L240 261V260H235L233 258L232 259L230 258L232 260L233 264H236V262L239 263V264H242V263L244 264L245 260H246L245 264H254V262L256 260V257H257L256 255H258V259L263 257V258L260 259L261 263L260 262L259 263L260 264H264V253H263L264 250H262L263 252H261V249H264L263 248L264 246L260 247V243H261V242L259 243V239L260 238L256 240V241H258L257 245L256 244L254 245V250L255 251L258 250L256 253L252 249V247H253L252 246L253 245L252 242L253 241L251 243L249 241H245L247 239L246 236H245V240L243 238H240V239ZM203 239H207V238H203ZM9 240H11V242H9L10 244L8 243ZM91 240H92V242H91ZM97 240L98 241L100 240V241L98 242ZM130 240L132 242H130ZM239 240H240V242H239ZM1 241L2 242L5 241L6 245H5V243H3L1 245V243H2ZM146 241H147V243L150 242V245H151V243L152 244L154 243L155 244L154 247H149V245L147 243H145ZM184 241H186V242H184ZM234 241L236 242L235 238H234V240L232 238L227 243L228 244H232V243H234ZM242 241H244L246 243L245 244H241V243H243ZM186 243H187V245L189 244L188 247L190 246V244L191 245H195V246H193V247L191 246L192 248H190V250H188L189 248L186 250V248H187ZM198 243L199 244L201 243V245H200L201 248H198L199 247ZM254 243H255V241H254ZM132 245H134V246L132 248L130 247L131 249H129L128 247L132 246ZM141 245L143 246L142 249L143 248L145 250H146V248H148V249L146 251L144 249L141 250V248H140ZM218 245L216 243L215 244H211L210 243V245H206L205 247L207 249H210V250L213 247L212 251L216 250V253H219L218 251H222V253H223L224 247L223 246L221 247L220 246L221 244H220L219 247H221V248H219V250H218V247H217ZM239 245L236 244L237 249L239 248ZM144 246H146V247H144ZM182 246H183L184 249L182 248ZM209 246H211V247L209 248ZM135 247L136 248L139 247L140 250L139 249L136 250ZM89 249H90V251H89ZM134 249H135L136 252L139 251V254L138 253L135 254V251H133ZM181 249H183V250H181ZM192 249H194V250H192ZM229 249L231 250V252H230ZM245 249L247 250L248 254H245L246 253ZM125 250H126V252H125ZM127 250L129 252L128 259H127ZM86 251H87V253L89 252L90 254L89 253L86 254L85 253ZM148 251H149V253L150 252L151 253L148 254ZM167 251L169 253L173 254L174 257H172L173 255L171 256V254L169 255V253L167 255V253H166ZM191 251H193V252H191ZM198 251H196V252H198ZM225 251H224V253H225ZM81 252L84 253L85 255H82ZM92 252L94 254H91ZM130 252H132V253H130ZM200 252H202V251H200ZM200 252L198 253L199 255H200ZM207 252H209V254L211 253V251H207ZM80 253H81V255H80ZM164 253H166V254H164ZM183 253H184V255H183L184 258L187 257L186 259H182L183 258V256H182ZM216 253H213V254H215L214 256H213V254H211L212 256H209V255L206 256V257H209V259H210V260L207 259L208 261H210L209 264H212L213 259H215L214 257H217V256L220 255V254L218 255ZM133 254H135V256L131 257V255H133ZM145 254H147V255H145ZM239 254L235 253L234 257H236V255H237V257L238 256L240 257ZM75 255H77V254H75ZM75 255H73V257L77 258L78 256H75ZM161 255L162 256L164 255V256L162 257ZM175 255H176L177 258L175 257ZM247 255H248V257H247ZM70 256H71V254H70ZM119 256H121V258ZM157 256H159V258ZM179 256H181L182 258L179 257ZM143 257H145L146 261L143 260ZM197 257H199V256H197ZM211 257H213V258H211ZM232 257H233V255H232ZM156 258H157V260H156ZM195 258H196V256H195ZM30 259H31V262H30ZM117 259H119V260H117ZM135 259H136V261H135ZM161 259H162V261H161ZM249 259L253 263H250ZM27 260H28V264H32V261L34 262L33 264H36V262L31 257L29 258L28 255H27ZM87 260H89V261H87ZM105 260H104V262H101V260H100V262L103 263V264L104 263L106 264ZM131 260L132 261L134 260L133 261L134 263ZM158 260H160V261H158ZM173 260H175V262H173ZM221 260H222V258H221ZM225 260H227V259H225ZM78 261H77V259H75V261L72 262L71 264H77ZM143 261H145V262H143ZM262 261H263V263H262ZM75 262H77V263H75ZM215 262H216V259L213 262V264ZM257 263H258V261H257Z\"/></svg>","mask_w":264,"mask_h":264}]
</instances>
